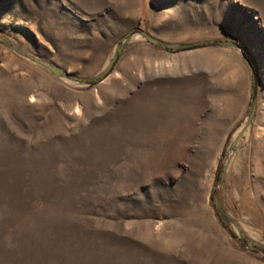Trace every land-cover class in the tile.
Listing matches in <instances>:
<instances>
[{
    "label": "rangeland",
    "instance_id": "374dc122",
    "mask_svg": "<svg viewBox=\"0 0 264 264\" xmlns=\"http://www.w3.org/2000/svg\"><path fill=\"white\" fill-rule=\"evenodd\" d=\"M0 264H264V0H0Z\"/></svg>",
    "mask_w": 264,
    "mask_h": 264
},
{
    "label": "trees",
    "instance_id": "16d2710c",
    "mask_svg": "<svg viewBox=\"0 0 264 264\" xmlns=\"http://www.w3.org/2000/svg\"><path fill=\"white\" fill-rule=\"evenodd\" d=\"M214 42H217V43H219V44H224V43H227L228 41H226V40H215ZM198 44H193V45H190L189 47H195V46H197ZM188 47V46H187ZM249 56V55H248ZM253 96L254 97H256V87H255V85H254V87H253Z\"/></svg>",
    "mask_w": 264,
    "mask_h": 264
},
{
    "label": "water",
    "instance_id": "95a60500",
    "mask_svg": "<svg viewBox=\"0 0 264 264\" xmlns=\"http://www.w3.org/2000/svg\"><path fill=\"white\" fill-rule=\"evenodd\" d=\"M246 52L250 53L249 50L245 47V52L244 53H246ZM247 53H246V55H247Z\"/></svg>",
    "mask_w": 264,
    "mask_h": 264
}]
</instances>
